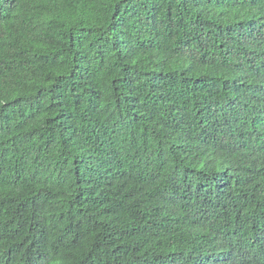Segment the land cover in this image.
<instances>
[{"label":"trees","instance_id":"obj_1","mask_svg":"<svg viewBox=\"0 0 264 264\" xmlns=\"http://www.w3.org/2000/svg\"><path fill=\"white\" fill-rule=\"evenodd\" d=\"M0 264H264V0H0Z\"/></svg>","mask_w":264,"mask_h":264}]
</instances>
